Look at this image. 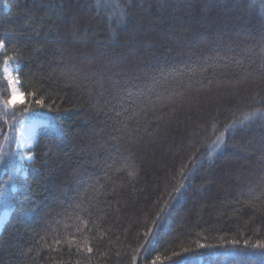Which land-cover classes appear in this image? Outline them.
<instances>
[{
  "label": "trees",
  "instance_id": "trees-1",
  "mask_svg": "<svg viewBox=\"0 0 264 264\" xmlns=\"http://www.w3.org/2000/svg\"><path fill=\"white\" fill-rule=\"evenodd\" d=\"M0 39L45 102L0 116V264H264V0H0Z\"/></svg>",
  "mask_w": 264,
  "mask_h": 264
},
{
  "label": "snow or ice",
  "instance_id": "snow-or-ice-1",
  "mask_svg": "<svg viewBox=\"0 0 264 264\" xmlns=\"http://www.w3.org/2000/svg\"><path fill=\"white\" fill-rule=\"evenodd\" d=\"M6 48V40L5 39H0V51L5 50ZM12 57H6L3 61V68L0 69V71H2L3 74V79L7 82V86L9 89V94L7 96L6 99L3 100V110H0V116H5L7 114V110L9 109H15L17 107V105L21 106L23 108L24 112H29V109L35 105V106H39L40 108H44L45 107V102L43 98H35L33 101H28L27 97L28 96H35L34 93L31 92H25L22 91L21 88L18 86L20 85V72L22 71V69L19 67L18 63L17 66L15 68L12 67ZM261 68L264 69V63L261 64ZM203 71H206V69H204ZM262 78H264V72L261 73ZM49 110L51 109V105L48 106ZM252 115H259L261 118H264V109H257L256 113H253ZM12 117L15 118V114L12 113ZM251 116H246L245 119H251ZM45 120H39V121H34L33 124L28 128L27 130V135L29 137V147H31V137L33 134V131L36 127H38L40 124L45 123ZM22 123V121H21ZM236 122H233V124H228L225 126V131L232 129L234 124ZM242 123V122H241ZM216 129V125H213V131H215ZM225 135L224 131H221L219 133V135H217L216 140L213 142L214 144H222L223 140L222 137ZM197 151H199V149H197ZM196 153L194 152L192 154V156L189 158L188 162H182L181 163V167L178 170V174L180 175V177L183 180H188L189 179V174L191 172V168L189 167V164H195L196 160ZM2 158V157H0ZM29 159L31 157H28ZM264 159V158H262ZM184 185H181L180 187L174 188V192L175 193H179L181 191V188ZM169 199L167 201H165V205L166 206H170L171 202L173 201L174 197L172 195V193L168 194ZM161 211L163 212L164 209H161ZM161 219V217H158V220ZM153 229H156V231H154ZM158 229H159V225L157 221H153V228H150L148 230V232H145L144 236L145 239L147 241V246L145 245H141L140 248L135 249L134 251L136 252L137 255L140 254V249L142 248L144 250L145 253L149 252L150 248L154 246V241L155 238L158 235ZM59 243V241H58ZM69 244H71V241H68ZM238 241H232V244H237ZM245 246L248 245V241H245ZM261 248H264V244L258 245ZM199 247L201 249L203 248H208V247H212L211 245H204L201 244L199 245ZM87 252H91L92 248L88 247L86 248ZM193 249L190 248H185L183 249V255H189L191 253H193ZM173 257H175L176 259L174 260V264H192L191 261H187L182 259V253L181 252H173ZM134 262H135V257L133 258ZM160 259V257H156L155 260L152 261V264H156V262Z\"/></svg>",
  "mask_w": 264,
  "mask_h": 264
},
{
  "label": "rangeland",
  "instance_id": "rangeland-1",
  "mask_svg": "<svg viewBox=\"0 0 264 264\" xmlns=\"http://www.w3.org/2000/svg\"><path fill=\"white\" fill-rule=\"evenodd\" d=\"M3 9L6 10L7 7L5 5H3ZM4 65L1 66L0 69L3 68ZM13 68H15V66H12ZM0 77L2 78V80L6 83L7 86V82L3 79V74L2 71H0ZM8 89V86H7ZM8 94H9V89H8ZM39 120H43L40 118H29L27 120H24L21 122H19L17 124V129L15 131L14 136L9 139V145L12 148V156L14 157V172H20L21 177H24V173L22 171V163L24 162H30L31 158L29 159L28 157H31V155L29 153H27L29 150H31L34 147L35 144V140H36V134L38 132V130L42 127H46L48 126V122L46 121L45 123L40 124L38 127H36L33 131L32 137H31V147H29V137L26 136V133L24 132L25 130L22 129L21 124L25 123L26 124V128H29L34 121H39ZM10 214L9 210H3L0 214V226H3L4 219H8ZM2 229V227H1ZM0 229V231H1ZM221 256L223 258L222 263L221 264H230L231 263V259L234 258V253H222V254H215L214 257H219ZM198 264H210L209 262H204L202 260L198 261Z\"/></svg>",
  "mask_w": 264,
  "mask_h": 264
},
{
  "label": "bare ground",
  "instance_id": "bare-ground-1",
  "mask_svg": "<svg viewBox=\"0 0 264 264\" xmlns=\"http://www.w3.org/2000/svg\"><path fill=\"white\" fill-rule=\"evenodd\" d=\"M21 126H22V129L25 130L24 132L26 133V136H28V135H27V130H28V128H26V127H27L26 124L23 123V124H21ZM5 221H6V219L3 220V222H5ZM1 227H2V226H0V229H1Z\"/></svg>",
  "mask_w": 264,
  "mask_h": 264
}]
</instances>
